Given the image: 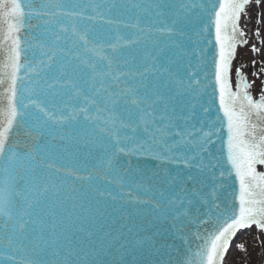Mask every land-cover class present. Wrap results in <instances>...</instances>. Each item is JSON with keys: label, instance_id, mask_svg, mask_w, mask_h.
Returning a JSON list of instances; mask_svg holds the SVG:
<instances>
[{"label": "snow or ice", "instance_id": "snow-or-ice-1", "mask_svg": "<svg viewBox=\"0 0 264 264\" xmlns=\"http://www.w3.org/2000/svg\"><path fill=\"white\" fill-rule=\"evenodd\" d=\"M251 8L0 0V264H224L253 225L264 264V81L232 78Z\"/></svg>", "mask_w": 264, "mask_h": 264}, {"label": "rangeland", "instance_id": "rangeland-1", "mask_svg": "<svg viewBox=\"0 0 264 264\" xmlns=\"http://www.w3.org/2000/svg\"><path fill=\"white\" fill-rule=\"evenodd\" d=\"M257 12L258 9L251 8L249 9V18H241L240 27H243L242 29L246 33L243 38L247 43L237 47L232 68L233 76H235V69L242 67L248 81H254L253 87L250 89L253 96L259 95L261 81H263V75L257 78L253 73L259 72L261 62L264 61V44L261 43V40H264V24L256 23ZM258 27L261 30L259 38L253 35L254 29ZM253 45L260 49L259 53L252 51ZM260 236V232H238L237 240H234L231 244V249L226 254L224 264H258L260 260V246L257 241ZM241 244L247 249L246 253L239 250L238 246Z\"/></svg>", "mask_w": 264, "mask_h": 264}, {"label": "water", "instance_id": "water-1", "mask_svg": "<svg viewBox=\"0 0 264 264\" xmlns=\"http://www.w3.org/2000/svg\"><path fill=\"white\" fill-rule=\"evenodd\" d=\"M241 28H243V27H241ZM0 58H2V57H0ZM234 72V71H233ZM234 74H235V72H234ZM233 78H235V76H233ZM263 81H264V75H263ZM251 91V90H250ZM0 92H2V89H0ZM255 98H258V96H254ZM215 111V110H214ZM258 166L259 165H257V168H258ZM262 166V168H258L257 170L258 171H264V165H261ZM86 174V173H85ZM233 184H234V181H233V179H231V178H229L228 180H227V189H228V191L229 192H231L232 190H233V188H232V186H233ZM229 199H231V197H229ZM238 232H259L258 231V229L255 227V226H251L250 228H248V229H244V230H239ZM233 240H237V235L234 237V239ZM233 242V241H232ZM231 242V243H232ZM230 249H231V246H230ZM229 249V250H230ZM260 260H261V255H260ZM260 260H259V263L258 264H260Z\"/></svg>", "mask_w": 264, "mask_h": 264}, {"label": "bare ground", "instance_id": "bare-ground-1", "mask_svg": "<svg viewBox=\"0 0 264 264\" xmlns=\"http://www.w3.org/2000/svg\"><path fill=\"white\" fill-rule=\"evenodd\" d=\"M238 45H241V44H238Z\"/></svg>", "mask_w": 264, "mask_h": 264}]
</instances>
